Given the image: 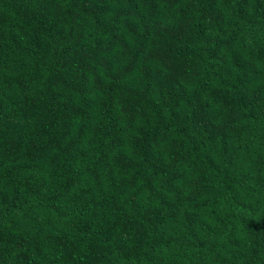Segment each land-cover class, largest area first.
<instances>
[{
    "label": "trees",
    "instance_id": "obj_1",
    "mask_svg": "<svg viewBox=\"0 0 264 264\" xmlns=\"http://www.w3.org/2000/svg\"><path fill=\"white\" fill-rule=\"evenodd\" d=\"M0 264H264V0H0Z\"/></svg>",
    "mask_w": 264,
    "mask_h": 264
}]
</instances>
